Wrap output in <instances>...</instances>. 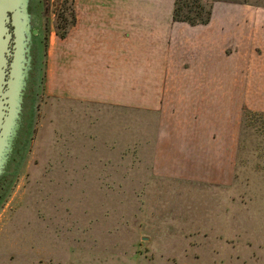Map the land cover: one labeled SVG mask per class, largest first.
Here are the masks:
<instances>
[{"label": "rangeland", "instance_id": "374dc122", "mask_svg": "<svg viewBox=\"0 0 264 264\" xmlns=\"http://www.w3.org/2000/svg\"><path fill=\"white\" fill-rule=\"evenodd\" d=\"M203 1L191 26L153 0H35L0 264H264V0Z\"/></svg>", "mask_w": 264, "mask_h": 264}, {"label": "water", "instance_id": "95a60500", "mask_svg": "<svg viewBox=\"0 0 264 264\" xmlns=\"http://www.w3.org/2000/svg\"><path fill=\"white\" fill-rule=\"evenodd\" d=\"M43 59L35 0H0V179L11 178L0 202L34 131Z\"/></svg>", "mask_w": 264, "mask_h": 264}, {"label": "trees", "instance_id": "16d2710c", "mask_svg": "<svg viewBox=\"0 0 264 264\" xmlns=\"http://www.w3.org/2000/svg\"><path fill=\"white\" fill-rule=\"evenodd\" d=\"M170 8L174 22H185L191 26L207 25L212 18V6L203 0H153ZM63 35V34H62Z\"/></svg>", "mask_w": 264, "mask_h": 264}, {"label": "flooded vegetation", "instance_id": "af4514ba", "mask_svg": "<svg viewBox=\"0 0 264 264\" xmlns=\"http://www.w3.org/2000/svg\"><path fill=\"white\" fill-rule=\"evenodd\" d=\"M9 14L12 13L9 12ZM9 26L12 27V25L9 23ZM10 175L8 174L7 176L3 177L2 179H0V200L2 199V196L6 190V187L8 186L9 182H10Z\"/></svg>", "mask_w": 264, "mask_h": 264}, {"label": "crops", "instance_id": "0c3cea01", "mask_svg": "<svg viewBox=\"0 0 264 264\" xmlns=\"http://www.w3.org/2000/svg\"><path fill=\"white\" fill-rule=\"evenodd\" d=\"M109 31H111V30H109ZM137 105V104H136Z\"/></svg>", "mask_w": 264, "mask_h": 264}]
</instances>
